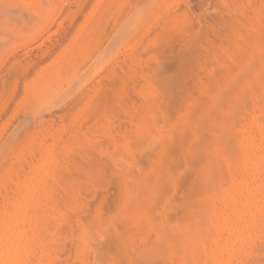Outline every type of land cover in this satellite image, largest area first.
<instances>
[{"label": "rangeland", "instance_id": "obj_1", "mask_svg": "<svg viewBox=\"0 0 264 264\" xmlns=\"http://www.w3.org/2000/svg\"><path fill=\"white\" fill-rule=\"evenodd\" d=\"M144 1L146 0H143L144 4L142 3V5L140 0H109L108 3L106 2V0H0V135L2 134L1 136L5 139V136H7L11 128L15 127L17 129L18 134L15 138V143L12 146L14 151L13 153L15 154H21V151H23L25 148L24 146L30 143L31 146H33L34 150H37L40 145L42 147V143H45L43 146L52 145L55 151L57 150L58 152L59 160L61 159V162H59L61 163V165H59L61 174L63 171V177L69 180L73 176V180L71 179L70 181H75L76 185L78 184L76 189L78 192V194L76 195L77 202L75 201V203H73L74 205L72 204V208H70L71 206L69 208L67 207V213H70L69 215L67 214V218L68 216L70 217V224H75V227V221H78L79 226H77V228L75 229L73 227L72 231L74 236L72 238H67L64 241L63 238H60L59 246H61V250L59 252H56V256L60 261L59 264H66L65 261L68 256L69 248L72 250L73 261L75 260L74 249L76 248V243L78 242L77 239L79 240L80 247L79 264H95V260L96 264L101 261L103 262L102 264H110L109 260L111 259V257H116L118 247H115L113 245V249L112 247L109 248V246H111V243H109V241L111 239V241H114L115 245L117 246L118 237H116L115 239V232L117 234V229L121 230L122 228L123 230H125L126 228L124 225L126 220H121L124 223H121L120 221L122 217L120 218L119 214L121 213L122 209H117L116 207L118 196L117 192H119V186L123 185L121 179L122 181H125L124 176L126 175L125 174L123 176L124 178H121L123 175L122 171H124V168L126 167L125 173H127L129 177V180L127 177L126 183L127 181H130V183L134 184V179H131L134 172L131 171L132 175L130 177V170L135 169L134 167H136L140 170L144 169L145 172L143 173L145 174L147 173V170L149 172L151 171V174L153 170L148 168H150V166L154 168V166L159 163V160L157 163L156 159L161 158L164 160V157H157V152H154L156 153L157 157L155 158V156L153 155V151H157L154 149H158V146L159 148L162 146V140H164L166 134L163 133L164 136L162 137L161 133L162 138L161 142H159L160 140L158 139H160V135L157 136V133L159 134L160 131H163V125L165 124L164 122L168 120L170 115L173 114V104H176V106L180 105V108L182 105L184 106L185 103H183V98L184 96H186L185 89L189 87L192 89L193 85L196 82H199L200 79L205 82L206 76L213 73L211 70L214 71V65L211 62V59H209L208 61L206 60L210 57L208 56V58H206L207 55L205 53L207 51V48L214 49L216 44H218L219 37L217 33L220 29V26L224 25V23L227 22L228 25L226 24L225 27H223L224 31L226 29L224 33L227 36V40L229 38L231 27H233V25L236 26V18L237 23H239V20L241 21V23H244V17L246 16V14H251L252 11L250 10L254 8V6H249L248 0H179L180 2L178 3V5H175V8H179L187 12L190 19L188 23L190 31L189 28H185L186 33L182 32L181 34L180 32H174L175 34L173 33L171 38L166 37L164 41H161V44L158 46L157 50L156 48H152L151 46L149 47L146 40H148V35H153V33H155L154 23L156 25H158V23L161 25L164 23L163 18H160L157 21L155 15L158 12V7L161 6V3L162 5H164L163 3L167 4L170 2V0H163L160 5L158 2V7L157 2H155L154 0H147V2L149 1L148 3L150 5L148 6L150 7L152 6L151 4L154 3V5L152 6L154 14L150 9V15L148 13V16H145L144 18L145 20H147L145 22L144 19L140 17L142 10L146 9V6L148 4L147 2L146 4ZM259 1L260 3H258ZM262 2L264 1L258 0V4L256 3L257 6L256 4L254 5L255 8L257 7L256 12L261 15L263 14L262 16H264V8ZM129 13H131V15H129ZM153 16H155V19ZM232 19H234V21ZM231 20L234 24L231 22L232 24L230 23V26L229 22ZM152 21L155 22L153 23ZM146 24H151V26H149V30L147 31L148 34H142V38L139 37L141 39L137 40L136 36H138V34L143 31V28H146ZM226 27H228L229 29ZM130 29H132L133 32ZM187 29L189 32L188 34H190L191 31L193 32V36L191 39L187 35ZM226 43L227 42H225V44ZM127 44H129L128 48ZM138 54L143 58L144 71L142 73L139 66L136 67L138 68V70L136 68L134 69L133 66L132 72H130L128 65L130 58H128V56ZM198 62L200 64V69H198ZM208 63L213 66H211L212 69L210 68V65ZM101 65L104 66L98 72L97 70ZM240 66H244L245 68H242H244V70L246 71L250 65H246L244 63V65L239 64V67ZM135 70L136 72H134ZM239 70H241V68ZM139 73L143 75L141 76ZM124 74L128 77H126ZM238 74H240L239 71L238 73H236V76ZM244 74L242 69V73L238 76L243 78ZM119 75L121 76L119 77ZM238 76L234 78L237 81H240L241 78ZM118 77L120 78V81H118ZM87 78H90L88 82H86ZM146 81L149 86L152 84V88L148 90V93L147 89L149 88V86L146 84ZM235 81L233 79L231 80V82H229L230 88L235 87L237 83V81ZM124 82L127 86L124 85ZM146 87L148 88L145 89ZM120 89L123 90V92H121ZM50 90L53 91L51 92V95L49 93ZM140 90L145 92V94H148L149 96H151V92L152 95L155 94V101L159 103V105H155L159 109L157 113L159 116L161 115L160 117L162 118L160 119H163L164 123H162V120L159 119L158 115H155L156 119L158 117L159 121H157L154 117L155 122L153 121L152 126L149 128V130L151 129L152 132L150 130V134L148 133L149 135H152L153 133V135L151 136L153 139L148 137L150 143L148 146V143L143 142L144 145L141 144L145 136L146 141L148 134L145 133L146 131H148V129L146 126H141L139 122V114L137 115L139 111L141 112V108L136 107L140 105V101L142 99L141 95L143 92H141ZM192 97V104L193 102L195 103V101H203L202 97L197 91L192 90ZM98 99V104H101L102 101V105L104 103V107H100V104L99 106L95 104V102L97 103ZM201 103L203 105L204 101ZM130 106L133 107L131 108ZM91 108L93 111L91 110ZM99 108L102 112H99ZM124 112H126V114ZM190 119H192V126L194 119L192 118V116ZM138 126L140 130L136 128ZM141 129L142 133H139ZM189 129L191 131H188L192 133L193 129L190 127ZM136 130L139 131H137L138 134H136ZM168 130L169 128L165 126L164 131L168 133ZM188 131H186L185 134L189 135L188 139H191H189L191 141L189 144L196 143V141L193 140V137H190V133H188ZM198 131L202 133L200 129H198ZM199 132L197 133L199 135H202ZM111 134L113 136H111ZM54 135H59L60 140L54 141ZM1 136L0 140L3 141L4 139L1 138ZM157 137L159 138L157 139ZM111 138L113 139L111 140ZM125 139L127 143H129L128 146L126 143V146L129 148V150L131 149V152H128L129 150L126 149L127 147H125V144L123 143ZM115 141L120 144H116ZM121 142L123 143L125 150ZM62 145H64L63 148ZM64 148L65 150H67L66 152ZM121 149L124 151H121ZM160 149L158 150V152H160ZM177 149L178 151L180 150L179 153H181V149L179 147H176V150ZM70 150L72 153L70 152ZM118 151L119 154H117ZM120 153L122 157H120ZM128 153L131 155L133 154L132 159L130 158L131 161L130 159L129 161H127V158L130 157V155L128 156ZM177 153L175 154L176 158L174 157L175 159H177V162H175L176 164L178 163V165H181V163H183L184 167L182 165V167L180 165L176 166L175 162L174 166H172L173 164L168 163L169 167H167L168 170H171V175L173 173L172 169L175 168V166L176 168H180V170H182L185 168V166L187 168L188 162L190 161V156L188 154H183L186 156H183V158L186 159L183 160L180 156H178L179 153ZM159 154L160 153H158V156ZM164 154L165 153H163V155ZM187 156H189L188 161ZM107 157L109 159H107ZM112 158H114V160ZM179 159L182 160V162L179 161ZM108 160H110V162ZM184 161L187 165L184 163ZM163 162L164 165L160 163V167L162 168V170L164 169L165 172L166 165L165 161ZM190 162L194 164H189V169L192 173L193 170L191 168L195 169V167H192V165L195 166V161L191 159ZM70 167H73V170H71ZM131 167L133 168L131 169ZM116 168H118L119 170L117 169L118 171H116ZM176 168L174 169V174L172 176L174 177L175 175L174 178L177 179L178 173L181 172H179V170ZM77 169H79V171ZM138 170L136 171L135 169L136 172H138ZM140 170L137 174L140 181L142 180L141 183H146V185H141L145 191L146 187L150 184V179L149 177H147L149 173L145 175L148 178V181H146V177H144V174H141L143 170H141V172ZM182 171V173L184 175L186 174V176L188 177L190 172H188L187 175V171L186 173L184 170ZM136 172L134 177L137 176ZM117 173L119 174V176ZM120 173L122 174L121 176ZM165 173H162L163 176H166L164 178L166 179L167 177H170L171 180L164 179V181L162 177L160 187L162 185L164 186V188L165 186L168 187L172 182L171 186L174 184V187L176 189V186L178 184L177 182L175 186L174 181L176 179L173 178V180L171 175L168 176V173ZM175 173H177V175ZM191 173V178H187L185 176L184 179L182 177V179L185 180H182L184 183L186 182L187 178V182L185 184H183V182L179 178L182 185L180 184V188L178 186V193L174 191L175 189L173 186L172 188L170 186V189H173L174 191L171 192L170 196L167 194L169 192V187L168 189L166 188L168 192L164 190L163 186V190L161 188L159 189L156 198V201L158 202L156 204L158 206H160V204L163 206H160L161 211H157L159 213L158 214L155 209V207L157 206L156 205L149 213V217L154 218L155 216L157 217L158 214L157 218L160 217L161 220L163 219V222L170 223L171 225L167 224V226H173V228H175L176 224L183 225L184 219L182 218L183 216L179 211V209L181 208H176V211L173 209V207L179 205V203H177L175 200L181 197V193L182 196H186L183 197L187 202L188 195L186 194H191V186L188 185L190 184L188 179H193ZM117 180L119 183L116 182ZM131 188H133V186L129 184L127 188L129 190L127 192H132V190H130ZM186 188L188 190H186ZM160 191H162V194L164 192V196L160 193ZM172 193H176L178 197H171L173 195ZM192 195V198H195L193 191ZM167 197L170 198L169 200H173L169 201ZM164 199L166 201H163ZM180 199L178 202H181ZM189 201L188 202L190 204L193 203L191 198H189ZM183 203L182 205L184 206ZM158 206L156 207L157 209ZM164 206L166 211L163 208ZM166 206L169 207L170 211H173L172 214H174L175 216L177 214L176 217H173L174 219L172 218L173 220L171 219L172 221L170 220V217L174 215L168 213L169 210H167L168 207ZM116 209L118 210L119 214H116ZM94 212H96V214ZM102 213V217L100 218V220H98V216H100ZM122 213L125 215L124 212ZM160 213L164 218H162ZM116 215H119V222L121 223L120 226V223H118L117 221V229L116 225L114 227V224L116 223ZM77 218L79 219L77 220ZM178 218L180 221L178 220L179 222L176 223V220ZM108 220H111V223H109ZM135 221L136 220L134 219V222ZM101 222L103 228L100 225ZM107 222L109 223L110 227L107 226ZM174 223L176 224L174 225ZM128 225L127 228L130 229ZM132 225V237L130 238L132 239V242H130L129 245H133L131 248H128V254L125 255L126 257L122 260L121 264H125V261H127V264H137V262L133 263L130 261V263L128 261L129 259L131 260L132 257H135V255L136 260L138 258V254H136V252L134 251L135 245H137L141 249V246L147 243V247L145 245V250L148 248V256L146 255L147 259V257L151 258V255H154V252L157 254V251H160L159 248L157 249L153 247V252H151L149 250V242L151 244V241H153V246L157 244L158 247H160V245L162 246L163 243H167V241L163 240V238L161 239L160 236V238L158 237V239L156 240L154 238L155 236H153V234H155L156 232L152 231V229L146 228L148 227V225H144L143 230H141L143 234L137 226L139 224L132 223ZM135 225L137 226V228H135ZM84 226L86 228H84ZM67 229L68 227L66 226L63 227V229L61 228V233L64 234ZM92 229H94V231ZM120 230L118 233L119 235L121 233ZM149 231L150 233L153 232L151 233L153 238H148L146 236L150 235ZM95 232L98 233L96 234ZM108 235L110 236V238ZM85 236L88 238L89 242L87 238H85ZM98 237H100V239ZM144 237L147 238L144 239ZM107 239L108 241L105 242V240ZM70 241L72 245L70 244ZM135 242L136 244L134 245ZM139 242H141L142 244ZM107 245L108 247L106 248ZM166 245L162 246L163 249ZM138 247H136V249H139ZM165 248H167L168 250V246ZM163 249L162 252H164ZM109 250L111 251V255L109 254ZM250 250L252 252L254 251L253 253L250 251V253H252L253 255L249 254L250 256L244 259V264H264V236L260 238L258 237ZM86 251L90 252L87 253ZM140 251L142 252V250ZM140 251L138 252L140 253ZM131 252L133 254L135 253V255L132 257H130ZM149 252H151L150 255ZM162 252H160L161 255L160 253L158 254L160 255V261L163 259L162 255L163 257H165L166 255ZM145 254L146 253H141V256L139 254V259ZM92 255L94 257H98V259L93 258ZM155 255L153 257H155ZM157 257L158 256L156 255V258L154 259L155 262L157 260ZM99 258L101 259V261H99ZM144 259L145 258H143V260ZM146 259L142 264H152L150 261H153V258L149 262H146ZM132 261L134 260L132 259ZM140 261L141 259L138 262ZM157 261L158 264H162L163 261L165 262V258L161 262H159V260Z\"/></svg>", "mask_w": 264, "mask_h": 264}, {"label": "bare ground", "instance_id": "obj_2", "mask_svg": "<svg viewBox=\"0 0 264 264\" xmlns=\"http://www.w3.org/2000/svg\"><path fill=\"white\" fill-rule=\"evenodd\" d=\"M140 1L142 4L143 0ZM154 1L157 2V7H158V2L160 5V3L163 0L161 1L154 0ZM180 1L170 0L169 3L167 4L163 3L164 5H162L161 3V6H159L158 9L156 8L158 11L157 14L155 15L156 20L158 21L160 18L161 19L163 18L164 23L162 25L159 23L158 25H156L154 23L155 21H152L154 23L155 33H153V35L151 34L148 35V40L146 41L149 47L151 46L152 48H156L158 50V46L161 44V41H164L166 37L171 38L174 32L175 33L180 32L182 34V32L184 33L186 31L185 28H189L190 31V27L188 26L190 19L187 12L185 10L175 8V5H178ZM257 1L258 0H250L249 2L248 0L249 6L250 7L254 6V8L250 10L252 11L251 14L250 13L249 15L246 14V16L244 17L245 20L243 18L244 23H241L239 19H238L239 23H237V18H236L235 20L236 26L233 25V27H231L229 38L227 40H226L227 36L224 33L226 29L225 31L223 30V27H225L227 22L224 23V25L220 26V29L217 33L219 37L218 44H216L214 49L207 48V51L205 53L207 55L206 58H208V56L210 57L206 60L208 61L209 59H211V62L214 65L213 68L214 71H213L211 70L212 65L208 63L211 68L209 70H211L213 73L211 75L206 76L205 82L200 79V81L198 80L199 82H196L193 85L192 89L190 87L185 89L186 96H184L183 98L184 101L182 100L183 103H185L184 106L182 105L180 108V105L176 106V104H173L172 106L173 114L170 116L168 115L169 116L168 120L166 121L164 120L165 124L163 123V119H160L162 118L160 117L161 115L159 116L157 113L159 109L155 105H159V103L155 101V97H156L155 94L152 95L151 92L150 94L151 96H149L148 94H145V92L140 90L141 92H143L141 95L142 99L139 98L141 99L140 105L137 104L138 106L136 107L141 108V112L139 111L137 115L139 114V118H140L139 122L141 126L142 127L146 126L148 129V131H146L145 134L148 133L150 134L149 131L151 129L149 130V128L152 126L153 121L156 119L155 115L156 116L158 115L159 119L162 120V123L167 128H169L168 133H166L167 130L166 132L164 131L165 126L163 125V129H162L163 131H160L159 134L157 133V136L160 135V139H158L159 137H157V139L160 140L159 142H161V138L164 136V134L166 135L164 137V140H162L163 141L161 146L162 148L160 147L161 148L160 149L158 146V149H154L157 151H153V153L157 152V157H164V160L161 158L156 159L157 163L159 160L158 163L159 165L158 164L155 166L153 165L154 168L150 166V168L148 169H152L153 172L150 174L151 171L149 172L147 170V173H149V175H147V173L146 174L143 173L145 172L144 169H141L143 170L141 172L139 168L134 167L136 171L139 169L141 174H144V177H146L145 175H147V177H149L150 179L149 181L150 184L146 187L145 191L141 185L144 184L146 185V183L144 184L141 183L142 180L140 181V179L138 178L137 173L139 172V170L138 172H136L135 169H132L133 167H131L132 170H130L129 174L131 177L132 175L131 171L134 172L133 177H131V179H134L135 181L134 184L130 183V181L129 182L127 181L126 183V179L128 177V174L125 173L126 167L124 168L125 170L122 171L123 175L120 173V176L122 175L121 178L125 177L124 178L125 181L124 180L122 181L121 179L123 185L119 186L117 184L120 189L118 190L119 192H117L118 196L116 201V207L117 209L118 208L122 209V211L119 214L118 210L116 209L117 210L116 214L118 213L120 215V218L122 217V219L119 218V215H116L115 217L116 220L114 219L116 221V223L114 222L115 223L114 227L116 225V229H117L118 226L117 221L118 223H120L119 219L120 221L125 219L126 222L124 223L123 221H121V223H124L126 228L125 230H123L122 228L121 230L119 229L121 231L120 235L118 234L119 233L118 229H117L118 235L115 232V239L116 237H118L117 246L115 245L114 241H111V239L109 241V243H111V246H109V248L112 247L113 249V245L115 247H118L116 257L114 258L113 256L109 260L110 264L111 262L112 264L114 263L121 264L122 260L126 257L125 255L128 254L127 252V250H129L128 248L132 247L133 244L129 245L130 242H132V239H130L132 237L131 236L132 223L139 224L137 226L140 231L143 230L144 225H148V227L146 228L152 229V231L157 233V234L155 233L156 235L153 234L156 240L160 236L161 239L163 238V240L167 241L166 243L167 245L163 243V245H166L164 246V249L162 247L163 245L162 246L160 245V247H158L157 244H155V240H154V244H155L154 246H153V241H151L152 245L150 244V242L148 243L150 245L149 250L151 252H153L152 251L153 247L160 249L159 252L156 250L157 254L154 252V255L156 254L158 256L157 260H159V262L163 261V259L165 258V262L163 261L164 263L162 262V264H244L245 262L244 259L250 256L249 254H252L254 252V251L252 252L250 249L252 248V245L254 244L255 240L258 237L260 238L264 236V16H262L263 14L261 15L256 12L257 7L255 8L254 4H256ZM106 2L108 3L109 0L108 1L106 0ZM144 2L146 3L147 0ZM258 3H260V1ZM262 3L264 8V2ZM148 5L150 4L148 3L146 9L142 10L141 13L142 16L139 13L142 19H144L145 16L146 17L148 16L149 10L150 9L152 10V6L154 5V3L151 4L152 5L151 7ZM129 15H131V13H129ZM155 16H153L154 19ZM232 20L234 21V19ZM232 20L229 22V24L232 22ZM145 21L147 20L144 19V22ZM149 26H151V24H146V28H143V31L139 33L138 36H136L137 40L142 38L141 37L142 34L146 35L145 33H147V31L149 30ZM130 30L132 31V29ZM188 33L189 32L187 29V35L191 39L193 36V32L191 31L192 34L191 33L188 34ZM225 42L227 43L225 44ZM128 45L129 44H127V48ZM128 58H130L128 62L130 72H132L133 66L134 69L137 66H139L141 72L143 73L144 71L143 58L139 54L128 56ZM244 63L246 65L247 64L250 65L246 71L244 70L245 68L244 66L239 67V64L244 65ZM199 65L200 64L198 62V69H200ZM103 66L104 65L99 66L100 68L97 71L99 72L103 68ZM240 68L241 70H239ZM136 69L138 70V68ZM242 69H243V74L245 73L243 78L238 76L242 73ZM238 71L240 74H238L237 76L241 78L240 81H237L235 79L237 77L236 73H238ZM134 72H136V70ZM140 75L142 76L143 74ZM120 76L121 75H119V77ZM233 79L234 81L236 80L237 83L235 87L230 88L229 82H231V80ZM89 80L90 78L89 79L87 78L86 82H88ZM118 81H120V78L118 79ZM146 84L149 86L147 81ZM124 85H126L125 82ZM151 86L152 84L149 86V88L148 87L145 88V89L148 88L147 93L148 90L152 88ZM192 90L197 91L200 94L202 100L204 101L203 105L201 103L203 101L201 100L200 102L194 100L195 103L193 102L194 105L192 104V98H193ZM120 91L123 92V90L121 89ZM51 92L53 91L50 90L49 92L50 95ZM98 102L99 99L97 100V103L95 102V104L99 106L100 103L98 104ZM101 106L104 107V103L102 105V101L100 107ZM130 107L132 108L133 106ZM100 111L101 110L99 108V112ZM124 113L126 114V112ZM191 116L194 119V122L192 121L193 122L192 126H191L192 119H190ZM159 119L157 117L156 120L159 121ZM189 127L194 130V131L192 130V133L188 131L190 130ZM136 128L140 130L139 126ZM198 129H200L202 133H200ZM137 131L138 130H136V134H138ZM186 131L190 133V137L191 138L193 137V140L196 141V143L189 144L191 142L190 141L191 139L190 138H189L190 140L188 139L189 135L185 134ZM197 132H199L202 135H199ZM139 133H142V129ZM161 133H162V137H161ZM17 134H18L17 129L14 127L10 129L7 136H5L6 137L5 139L1 136L2 134L0 135L1 138L4 139L3 141L0 140V264H59L60 261L56 256V252H59L61 250V246H59L60 238H63V241L67 238H72L74 236L72 231L73 227L75 229L77 228V226H79L78 221H75L76 223V227H75L74 226L75 224L74 225L70 224L71 222L69 220L70 217L68 216L67 218V214H68L67 207L69 208L71 206L70 208H72V204L75 203V201L77 202L76 195L78 194V192L76 189L78 184L76 185L75 181H70L73 176L71 177L70 180L63 177L64 172L62 171L61 174L60 172L61 170L59 168V165H61V163H59L61 162V159L59 160L58 152L57 150L55 151L52 145L43 146L45 143H42V147L40 145L39 148H37V150H34L33 146H31L30 143L24 146L25 147L24 150L22 149L24 152L21 151L22 152L21 154L13 153L14 151L12 146L15 143V138L17 137ZM149 134L147 135L146 141H145L146 136L144 137V140H142L141 138L142 140L141 144L144 145V143H148L147 146L150 144L148 137L152 138L151 136L153 135V133L152 135ZM111 136L113 135L111 134ZM112 139L113 138H111V140ZM53 140L54 141L60 140V136L54 135ZM125 141L123 143L125 144V147H127L129 143ZM123 143L121 142L122 146ZM116 144H120V143L116 142ZM63 146L64 145H62V148ZM125 147L123 146L124 150ZM176 147H179L181 149V153H179L180 150L179 151L178 149L176 150ZM126 149L129 150L128 147ZM159 149L160 152H158ZM124 150L121 149V151ZM66 151L67 150H65V152ZM128 152H131V149ZM138 152H139V148H138ZM161 152L162 155L163 153L165 154L162 156ZM177 152L181 155H179ZM158 153H160L159 156ZM176 153L183 160H186L183 158V156H185L183 154H188L190 156V161L191 159L195 161V166H193L194 164L190 161L188 162V165L184 161V163L187 165V168L185 166L186 169L184 168L182 170H184L185 173L187 171V175L188 172H190L189 164L192 163L193 164L192 167H195V169L191 168L193 172L192 173L190 172L191 176H193V179H188L190 183L188 185L191 186V194L189 195V193L188 194L185 193L186 195H188L187 197L188 200L186 199L187 202L189 201V198H191L193 203L190 204L189 202L191 201H189L188 202L189 205H188L184 199V197L186 196L183 195L184 196L183 197L182 193L180 195L181 199L177 198V200H175L177 203H179V205H176L177 207L175 206L173 207V209L176 210V208L177 209L181 208L179 209V211L183 216L181 217L184 219V223L183 225L181 224L177 225L176 223L180 221L178 218L176 220V223H174V225L176 224L177 226L175 225V228H173V226H167V224L170 223L163 222V219L161 220L160 217L157 218L159 214L157 211H161L160 206L163 205L160 204V206H158L156 204L158 202L156 201V198L159 189L161 188L163 190L164 188L163 185H162L163 188L162 186L160 187V184L162 182V177L163 180L165 179L164 177H166L163 176L162 173L166 172L165 174L168 173V176L171 175L170 174L171 170H168L169 167L168 163L173 164L172 166L176 164L177 162V159H175ZM117 154H119V151L117 152ZM129 155L130 157L127 158V161H129L130 158L132 159L133 154L131 155L128 153V156ZM153 155L155 156V158H157L156 153H154ZM189 156H187L188 157L187 161L189 159ZM120 157H122L121 153H120ZM107 159L109 158L107 157ZM112 159L114 160V158ZM180 159L179 161L182 162V160ZM108 161L110 162V160ZM163 161H165V165H166L165 172L164 169L162 170V168L160 167L161 166L160 163L164 165ZM179 165L178 163L176 164V166ZM181 165L183 166V163H181ZM73 167L72 168L70 167L71 170H73ZM175 168L172 169L173 171L172 175L174 174ZM117 169L118 168H116V171L119 170ZM176 169H178L179 172L181 173H178V177L176 176L177 179L174 178L175 175L174 177L171 175V177L172 179L173 178L176 179L174 181L175 186L178 182L176 187L178 188L179 186L180 188V184H181L180 180L181 181L184 180L186 174L184 175L182 173L183 171L180 170V168H176ZM77 170L79 171V169ZM135 172L137 174L136 177H134ZM190 173L188 177L186 176L187 178H191ZM175 174L177 175V173ZM147 177L145 178L146 181H148ZM182 177L184 179H182ZM187 178H186V182H187ZM166 179L169 180L170 177H167ZM116 182L119 183L118 180ZM124 182L126 183L127 187L125 186ZM185 183L183 182V184ZM129 184L133 186V188L130 189L132 190V192L130 191V193L127 192L129 190L127 189ZM171 184L172 182L170 183V186ZM170 186H168L169 189L166 186L164 188L165 191H167L166 188L169 190L170 193L167 191L168 192L167 194L169 196L173 191V189H170ZM172 186L174 187V184ZM177 188L175 189L174 187L175 189L174 191L178 193ZM186 190L188 189L186 188ZM192 191L195 195V198L194 197L192 198L193 196ZM160 193L162 194V191H160ZM172 194L173 195L171 197L173 196L178 197L176 193L175 194L172 193ZM162 195L164 196V192ZM78 199H79V195H78ZM165 199L163 201H166ZM169 199L170 198H168V200ZM179 199L182 203L186 202L183 203L185 207L182 205L181 202H178ZM156 205L158 206V209L156 208L157 207ZM154 207L156 209V212L158 213L157 217L156 216H155L156 218L154 217L155 219L149 217L150 216L149 213L151 212V210H153ZM163 208L165 210V206ZM167 210H169V207ZM122 212H124L125 215ZM94 213L96 214V212ZM168 213L174 215L172 214L173 211L169 210ZM102 215L103 213L100 216H98L99 218L98 220H100ZM176 216L175 215L172 217L169 216L170 220ZM162 218L164 217L162 216ZM78 219L79 218H77V220ZM134 219L136 220L135 222ZM108 222L111 223V220H108ZM108 222H107V226L110 227ZM100 225L102 226V222ZM127 225L128 227H130L131 230L127 228ZM65 226L68 227V229L67 231H65L64 234H62L61 228L63 229V227ZM137 226L135 225V228H137ZM84 228L86 227L84 226ZM94 229L92 230L94 231ZM151 233L149 236L148 235L146 236L148 238L149 237L153 238ZM147 237H144V239H146ZM85 238L87 237L85 236ZM98 238L100 239V237ZM77 241L78 242L76 243V248L74 249L75 260L73 261L72 250L69 248L68 256L65 261L66 264H79L80 247H79V240L77 239ZM106 241H108V239L105 240V242ZM135 244L136 242L134 243V245ZM145 245L147 247V243L142 246L140 245L141 249L140 247L135 245L134 251L136 252V254H138L137 256L138 258L136 260L135 253L133 254L131 252L130 257L135 255V257H132L134 261H132V259L130 260L129 258L128 261L129 262L131 261L133 263L137 262V264L144 263L145 262L144 260L146 259V255L148 256V251H147L148 248L145 250L146 248ZM167 246H168V250L167 248H165ZM107 247L108 245L106 246V248ZM136 247H138L139 249H136ZM161 247L164 250V252H162ZM143 249L145 252L143 251ZM140 250H142V252ZM138 251H140V253ZM250 251L252 253H250ZM110 252L111 251L109 250V254ZM151 252H149V255ZM160 252L166 254L165 257H163L162 255L163 259L161 261L159 258V256L161 255ZM141 253L143 254L146 253V254L140 257L141 261L138 262L140 260L139 254L141 256ZM159 253L160 255H158ZM154 255H151V258L147 257L146 262L147 261L149 262L153 258L154 264H158L157 263L158 261L156 260L155 262L154 260L156 258V255L155 257H153ZM92 257L98 259V257H94L93 255ZM143 258L145 259L143 260ZM99 261H101V259ZM153 261L151 260L150 262L153 264ZM125 262H126L125 264H127V261ZM94 263L96 264V260ZM100 263L102 264L103 262L102 261L98 262V264Z\"/></svg>", "mask_w": 264, "mask_h": 264}]
</instances>
